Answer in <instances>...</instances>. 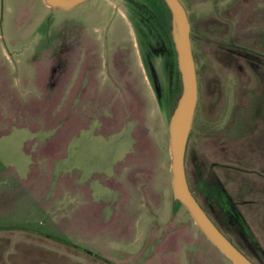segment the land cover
<instances>
[{"label": "rangeland", "instance_id": "1", "mask_svg": "<svg viewBox=\"0 0 264 264\" xmlns=\"http://www.w3.org/2000/svg\"><path fill=\"white\" fill-rule=\"evenodd\" d=\"M182 1L195 50L199 16L215 3ZM234 22L233 111L195 106L186 172L223 232L264 264V73L255 71L264 0H235ZM157 34L166 63L163 54L143 56V36L154 45ZM180 92L164 0H82L65 9L0 0V264H234L173 197L168 124ZM191 157L249 233L214 200L207 205Z\"/></svg>", "mask_w": 264, "mask_h": 264}, {"label": "flooded vegetation", "instance_id": "2", "mask_svg": "<svg viewBox=\"0 0 264 264\" xmlns=\"http://www.w3.org/2000/svg\"><path fill=\"white\" fill-rule=\"evenodd\" d=\"M222 0H214L215 7L213 12H204L199 16V23L196 27L197 29V42L196 48L193 50L194 59L196 63V72H197V84H198V96L196 105L201 104V108H203L204 104L208 101H212L214 104L218 105L223 110V105H227L226 113L229 115L233 111V106L231 105L230 109L228 108L229 100L232 101V93L234 88V72H235V0H225L226 6L223 7L219 4ZM138 6V4H137ZM140 7L144 8V4L140 5ZM149 20L151 17L154 18V13L148 11ZM145 23L148 24V20H144ZM190 22V39L192 40V25H191V17L189 16ZM137 22L134 23V28L138 30ZM160 29V26H158ZM153 29V30H152ZM148 31H154L153 26L147 28ZM146 30V31H147ZM147 31V32H148ZM156 38V37H155ZM158 38V39H157ZM156 44H152L149 42V38L147 36H143V46L142 52L144 59L148 62L151 60L152 53L157 55L163 54L165 58L164 62H167V51L164 47V38L159 37L157 34ZM264 46V43L262 44ZM245 63L247 65L248 71L251 70V54L248 49H245ZM256 62L255 71L256 73H264V67L262 71H259L258 64L262 61ZM258 69V70H257ZM165 70V69H164ZM231 86V91H229V87ZM233 103V102H232ZM190 134V131H189ZM188 137H190L188 135ZM187 147H188V139L185 150V172H186V158H187ZM195 158L191 157L189 162L191 164L190 173L191 176L197 181V189L201 193L204 198V201L209 204L211 201H215L220 210L225 211L224 216L227 221L234 222L235 225L241 226L245 232L249 233L248 229L242 224V219L234 212L233 208L230 207L229 202L224 196L221 187L214 182L213 180L208 181V183L203 182L200 178V171L195 166L194 163ZM186 178L188 182V186L197 199L196 195L191 189L187 172ZM197 201L201 205V207L205 210V212L209 215V217L214 221V223L220 228L219 223L222 222L220 215L218 214L217 209H212V215L209 214L205 205L202 204L198 199ZM223 201V203H222ZM224 204L227 205L225 209ZM221 229V228H220ZM223 232V230L221 229ZM224 233V232H223ZM225 234V233H224ZM226 235V234H225ZM227 236V235H226ZM249 236V235H248ZM228 237V236H227ZM229 238V237H228ZM230 239V238H229ZM231 240V239H230ZM232 241V240H231ZM233 242V241H232ZM234 243V242H233ZM235 244V243H234ZM236 245V244H235ZM237 246V245H236ZM238 247V246H237ZM246 256H248L240 247H238ZM255 264H257L250 256H248Z\"/></svg>", "mask_w": 264, "mask_h": 264}, {"label": "water", "instance_id": "3", "mask_svg": "<svg viewBox=\"0 0 264 264\" xmlns=\"http://www.w3.org/2000/svg\"><path fill=\"white\" fill-rule=\"evenodd\" d=\"M82 0H44L62 9ZM170 9L172 34L177 52V66L181 78V92L169 118L170 170L173 197L188 210L194 222L234 264H255L214 223L192 194L185 172V150L198 96L196 63L190 39V22L182 0H164Z\"/></svg>", "mask_w": 264, "mask_h": 264}]
</instances>
